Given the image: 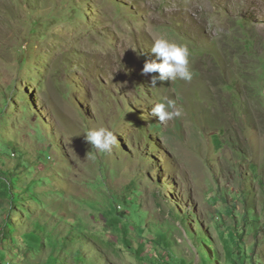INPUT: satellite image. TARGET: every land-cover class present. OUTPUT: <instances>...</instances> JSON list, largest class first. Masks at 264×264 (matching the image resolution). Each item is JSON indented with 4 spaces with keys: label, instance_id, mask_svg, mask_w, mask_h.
Here are the masks:
<instances>
[{
    "label": "rangeland",
    "instance_id": "374dc122",
    "mask_svg": "<svg viewBox=\"0 0 264 264\" xmlns=\"http://www.w3.org/2000/svg\"><path fill=\"white\" fill-rule=\"evenodd\" d=\"M2 188L0 264H264V0H0Z\"/></svg>",
    "mask_w": 264,
    "mask_h": 264
},
{
    "label": "clouds",
    "instance_id": "9594fccd",
    "mask_svg": "<svg viewBox=\"0 0 264 264\" xmlns=\"http://www.w3.org/2000/svg\"><path fill=\"white\" fill-rule=\"evenodd\" d=\"M150 51L155 54L156 59L146 60L142 73L145 75L158 73V75L151 76V86H156L158 81H176L180 79L190 82L192 80L194 73L189 62L190 50L186 45L160 37L154 40ZM138 54L142 55L143 53ZM180 114V111L176 109L175 101L166 99L157 103L151 109L149 116L158 117L160 122H165L178 117ZM84 139L91 148L98 150L100 153L110 151L117 142V137L113 131L106 127L87 130L84 133Z\"/></svg>",
    "mask_w": 264,
    "mask_h": 264
},
{
    "label": "trees",
    "instance_id": "16d2710c",
    "mask_svg": "<svg viewBox=\"0 0 264 264\" xmlns=\"http://www.w3.org/2000/svg\"><path fill=\"white\" fill-rule=\"evenodd\" d=\"M0 194H1L2 196H5V195L8 194V192H6V191L2 188V190L0 191ZM122 214H124V213H122ZM12 221H13V220H12ZM8 238H9V237H7V236H3V235L0 234V242H1L2 245H3V243H4V246H5L6 248H8V245H9V241H8V243H7V241H6V240H8Z\"/></svg>",
    "mask_w": 264,
    "mask_h": 264
},
{
    "label": "crops",
    "instance_id": "0c3cea01",
    "mask_svg": "<svg viewBox=\"0 0 264 264\" xmlns=\"http://www.w3.org/2000/svg\"><path fill=\"white\" fill-rule=\"evenodd\" d=\"M3 246V245H2Z\"/></svg>",
    "mask_w": 264,
    "mask_h": 264
}]
</instances>
